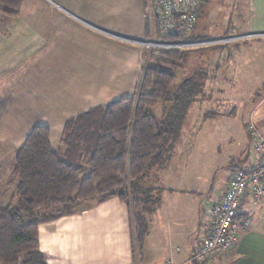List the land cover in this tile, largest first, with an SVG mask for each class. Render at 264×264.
Instances as JSON below:
<instances>
[{
  "label": "crops",
  "instance_id": "obj_1",
  "mask_svg": "<svg viewBox=\"0 0 264 264\" xmlns=\"http://www.w3.org/2000/svg\"><path fill=\"white\" fill-rule=\"evenodd\" d=\"M147 3L148 0H23L15 18L0 15V142L8 145L0 148V187H10L15 153L33 128L48 127L52 148L57 149L67 120L135 94L146 64L145 50L129 40L148 38L152 33ZM234 4L237 11L247 12L248 27L239 34L243 39L230 45L256 40L255 54L260 53L261 61L257 68L250 67L245 49L231 51L228 44L191 50L206 53L217 47L219 54L208 56L202 93L190 106L185 122L194 105L207 100L203 92L224 91V85L251 83L250 77H256L254 93L263 89L255 96L243 133L246 136V125L254 123L264 138V36H259L264 34V0H234ZM202 13L203 8L200 17ZM200 17L194 36L219 40L216 34L209 33L212 25L208 29L201 26ZM224 28L223 35L228 32ZM237 60H242L241 67L248 70L232 71L230 67H235L233 61ZM206 116L214 114H201L202 118ZM193 135L197 139L200 134ZM247 136L242 150L233 151L225 164H213L214 169H205L204 160H194L199 175L206 170L207 180V172L223 168L214 199L205 206L220 201L231 171L260 157ZM4 150H11L5 159ZM172 161L173 156L164 168H154L145 180L144 187L157 189L160 194L158 202L145 214L148 234L140 257L132 248L128 206L112 198L100 204L82 203L76 214L38 226V247L46 263L193 264L189 258L200 244V221L207 207L196 201L198 192L194 189L189 192L185 187L164 186L163 172ZM12 196L13 193L6 203L14 201ZM5 197V192L0 193L2 204ZM245 217L250 219V225L241 231L236 247L210 264H264V199L253 203L246 196L240 206V220Z\"/></svg>",
  "mask_w": 264,
  "mask_h": 264
},
{
  "label": "trees",
  "instance_id": "obj_2",
  "mask_svg": "<svg viewBox=\"0 0 264 264\" xmlns=\"http://www.w3.org/2000/svg\"><path fill=\"white\" fill-rule=\"evenodd\" d=\"M22 2L0 0V15L15 18ZM201 10L202 5L197 20ZM194 27L188 40L199 39ZM186 52L153 50L135 94L67 120L57 149L48 127L30 131L10 171L14 201L0 206V264H47L38 247V226L76 214L82 203L112 198L130 209L131 243L140 257L148 234L145 214L158 202L150 201L153 190L143 184L150 171L167 165L206 78L203 71L174 86V75L161 66L182 62ZM158 105L161 112L153 115Z\"/></svg>",
  "mask_w": 264,
  "mask_h": 264
},
{
  "label": "rangeland",
  "instance_id": "obj_3",
  "mask_svg": "<svg viewBox=\"0 0 264 264\" xmlns=\"http://www.w3.org/2000/svg\"><path fill=\"white\" fill-rule=\"evenodd\" d=\"M202 8L203 13L199 23L201 26H205L206 29L212 25L213 31H209V33H212V35L216 34V39L220 38L219 40H225L228 39V37H236L247 30V12L237 11L234 0H209L205 2ZM227 26L229 27L227 28ZM221 28H224V32L225 29H228V32L223 35ZM150 36H148L149 39H151ZM155 37H157L156 30L152 29V39ZM148 38L143 39L148 40ZM221 43L223 45L228 44L229 46L227 47L231 49V51L238 52L240 48L243 47L245 49L244 54L248 56L247 62L250 63V67L255 68L254 66H256L257 68V65H259L261 58H258L259 52L255 54L258 48L256 40H248L232 46L230 45L231 43H225V41ZM137 45L142 47L138 43ZM216 48L206 50V53L205 50L204 52L200 51L202 53H196L190 50L186 52L187 54H185L182 62L174 66L162 65L161 68L174 75V86L178 87L179 83L184 79L189 78L195 73L199 74L203 72L205 68H208V56L213 55L216 57L219 54V50ZM145 53L146 65H150L153 56L151 53H153V50H150V52L145 50ZM232 54H234V52H232ZM242 62V60L233 61L235 67L231 66L230 69H233L232 71L237 70L239 73L248 70L246 67H241ZM227 77L229 78L231 76L228 75ZM250 79L251 83H238L232 86L224 85L223 87L226 89L224 91H218L216 89L213 93L203 92V94L207 96V100L200 101L194 105V111L192 110L191 116L187 118V121L184 123L180 138L172 149L170 157L173 156V161L169 166L170 168L163 172V177L166 178L164 186L168 188L185 187L189 192L190 189H194L198 192L196 193V201L204 207H207L205 205L209 204V202L214 199L215 190L218 189L217 182L220 179V172L223 168H218L217 170L216 167L213 173L207 172V175H209V179L207 180L206 176H204L206 170H204L201 175L197 173L198 170L195 168V161L196 158L197 161L199 160L200 162L204 160L205 163L202 166L210 170L212 168L214 169L215 166L213 164L220 166L228 162L229 159H231L230 154H232L233 151L237 149H240V151L242 150V143L246 140L247 136L243 133V124L249 121L248 114L252 109L255 96L257 98L263 89L260 88L254 93L255 91L253 90L256 87L253 84L256 77H250ZM161 109L162 107L158 105L151 109V113L157 115L158 112H161ZM205 112L213 113L214 116L202 118L201 114ZM195 133L200 134L197 136V139L193 135ZM6 146L8 145L0 142V148H5ZM10 151L11 150H4L5 153L7 152L4 159L8 157ZM198 151L202 153L201 156ZM154 170L155 169L150 172L153 173ZM150 180V182H152V179ZM154 184L156 183L154 182ZM198 189L199 191H197ZM152 190L153 191L149 194V199L153 203L158 199L160 193L157 189ZM2 192H5L6 197L4 198L5 201L3 204L1 203L0 206L4 207L8 205L6 201L10 199L13 188L8 187L7 189L6 187H0V193ZM132 248H134V245Z\"/></svg>",
  "mask_w": 264,
  "mask_h": 264
},
{
  "label": "built area",
  "instance_id": "obj_4",
  "mask_svg": "<svg viewBox=\"0 0 264 264\" xmlns=\"http://www.w3.org/2000/svg\"><path fill=\"white\" fill-rule=\"evenodd\" d=\"M203 1L148 0L147 11L157 37L152 39L151 33V39L129 41L140 44L149 52L150 50L190 51L215 46L223 41L232 43L243 38L238 36L225 40H188L187 36L192 33ZM246 131L251 148L259 151L261 155L250 164L231 171L228 185L220 201L209 205L204 212L200 221L201 241L190 255L191 263L210 264L212 260L232 251L238 243L241 231L250 225L248 217L242 219L241 223L237 222L243 199L248 196L253 203L264 199V138L253 123L246 126Z\"/></svg>",
  "mask_w": 264,
  "mask_h": 264
},
{
  "label": "water",
  "instance_id": "obj_5",
  "mask_svg": "<svg viewBox=\"0 0 264 264\" xmlns=\"http://www.w3.org/2000/svg\"><path fill=\"white\" fill-rule=\"evenodd\" d=\"M184 82H185V80H183V81L181 82V85H183V84H184Z\"/></svg>",
  "mask_w": 264,
  "mask_h": 264
}]
</instances>
